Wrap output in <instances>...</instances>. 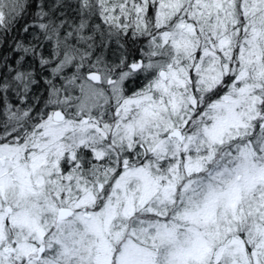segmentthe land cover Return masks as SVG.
<instances>
[{
	"label": "snow or ice",
	"instance_id": "1",
	"mask_svg": "<svg viewBox=\"0 0 264 264\" xmlns=\"http://www.w3.org/2000/svg\"><path fill=\"white\" fill-rule=\"evenodd\" d=\"M0 264H264V0H0Z\"/></svg>",
	"mask_w": 264,
	"mask_h": 264
}]
</instances>
